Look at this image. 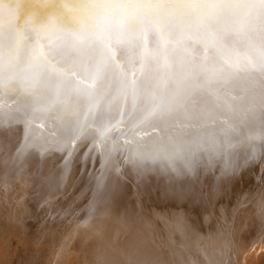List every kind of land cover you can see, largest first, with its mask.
<instances>
[{
	"label": "snow or ice",
	"instance_id": "6c2138e0",
	"mask_svg": "<svg viewBox=\"0 0 264 264\" xmlns=\"http://www.w3.org/2000/svg\"><path fill=\"white\" fill-rule=\"evenodd\" d=\"M5 147L6 176L21 156L58 160L57 182L79 164L97 212L133 171L177 198L264 171V0H0Z\"/></svg>",
	"mask_w": 264,
	"mask_h": 264
},
{
	"label": "bare ground",
	"instance_id": "6f19581e",
	"mask_svg": "<svg viewBox=\"0 0 264 264\" xmlns=\"http://www.w3.org/2000/svg\"><path fill=\"white\" fill-rule=\"evenodd\" d=\"M154 134L148 130L143 139L150 140ZM9 135L13 147L18 146L20 140L17 139V133L6 131L3 139L7 141ZM0 156L3 157L0 158V163L7 165L0 168L4 173H1L4 175V184L10 183L4 185L6 189L3 192L6 195L11 194L10 189L16 188L15 180L18 177L40 181L32 190L24 187L30 200L21 202L22 214L24 208H28L25 215L37 212L41 219L47 220L45 213L39 211L51 207L52 193L59 192L56 189H61L64 185L69 189L73 187L68 195H73L77 200L72 202L76 214L63 228L67 233L60 238L55 254L56 264H164L165 259L171 256L172 263H168L176 264V260L190 254L189 250H192L193 257L188 264H214L216 248H221L219 251L223 255L222 260L225 259L221 264H228L229 260L237 259L239 254L240 264H243L264 251V171L259 167L250 168L238 177L223 181L205 173L187 182L185 187L189 194L183 198L165 195L169 180L163 172L148 171L137 179L133 171L122 187L113 193L114 199L97 212L85 209L92 189L89 188L80 195L87 182V173L77 183L80 176L79 164L73 168L76 171L72 170L66 181L57 182L58 160L56 165L52 164L53 167L44 156H34L27 162L26 157L21 156L6 176L5 170L11 161L3 154ZM49 178H52L51 187ZM4 198L0 195L1 207L4 205ZM240 200H246L245 206H249L248 201L255 203L248 209L238 211L234 204ZM231 203V208L234 207L226 220L222 216L223 208H228ZM174 211L177 217L168 221ZM247 212L252 215L248 216ZM237 214H241L240 218H235L236 221L241 219V226L235 220L231 224L230 218ZM193 220H200L201 223V228L195 234L186 230L189 225L195 224ZM48 222H39L40 229L46 228ZM250 230L251 235L239 239L241 231L249 233ZM182 250L187 252L183 254Z\"/></svg>",
	"mask_w": 264,
	"mask_h": 264
},
{
	"label": "rangeland",
	"instance_id": "374dc122",
	"mask_svg": "<svg viewBox=\"0 0 264 264\" xmlns=\"http://www.w3.org/2000/svg\"><path fill=\"white\" fill-rule=\"evenodd\" d=\"M4 149H6V151H4ZM1 154L5 155V158L7 157L6 147L0 148V155ZM0 158L3 157L0 156ZM43 158H45L47 162L50 161L51 165L56 162L46 157ZM4 165V163H0V168ZM21 167L22 165L20 166V168ZM73 171L75 172L76 170ZM1 173L3 172L0 171V195H3V198L5 197L6 199L4 198V205H2L3 207L0 206V264H56L55 254L61 242L60 238L62 239L63 235L67 233V231L63 228L67 226V222H70V218L72 220V217H75L73 215L76 214L73 210L74 208L72 206V202H77V200L73 197V195H68L73 187L69 189L68 186L64 185L61 189L60 187L56 189L59 192L52 193V198L50 199L52 201V204H50L51 207H49V209L46 208L44 210H38L39 212L45 213V215L47 216V220H45L41 219V216L39 214H36L37 212L25 215L26 213H28V208H24V214L20 212L22 211L21 202L25 200L26 203L27 200H30L29 195H26L24 189L26 188L27 190H32L34 186L36 187L39 185V179L32 181L29 180L28 177L26 179L18 177L17 181L15 180V182H17L16 188L10 189L11 194L8 196L3 192V190L6 189L4 188V185H10V183L7 182L6 184H4V175H2ZM42 174L40 176L41 178L43 176ZM65 196H69V198L65 199ZM245 201L246 200H240L237 201L236 204H234L238 211L243 208L248 209L255 203L252 201H248L249 206H245ZM231 206L232 203L228 208H223L222 216H224V219L226 220L228 219V217H230L229 212L233 210L234 206L232 208ZM174 214H176V211H174V213L168 217V221H172L175 219V217H177ZM247 215L251 216L252 214L251 212H247ZM240 217L241 214H237L234 217H231L230 221ZM47 221H49L48 226L46 228L44 227L40 229L39 224ZM199 222L200 220H196V222L194 221L195 224L197 223V226H194L195 224L193 226L189 225V228L186 229L187 232L190 230L193 234H195V232L197 233L201 228L199 225L201 223ZM236 222L239 223V226L242 225L241 219H238ZM231 224H234L233 221L231 222ZM207 227L210 228L209 225H207ZM172 230L175 231L177 229ZM249 235H251V230L249 231V233L241 231L239 239L247 237ZM212 236L215 238L214 234H212ZM201 245L207 246V244L202 243ZM201 245L199 244L200 247ZM219 249H215V253H217V256L213 258L214 264L224 263L225 259L222 260L223 255L221 254ZM182 252L184 254L187 251L182 250ZM189 253V255H183L181 258L176 260L178 262H176V264L191 263L193 257L191 255L192 250H189ZM165 260L166 263L164 264H169L168 262L172 263V256L166 258ZM228 264H240V254L237 256V259L233 261L229 260ZM243 264H264V251L256 256H253L251 259H248Z\"/></svg>",
	"mask_w": 264,
	"mask_h": 264
}]
</instances>
